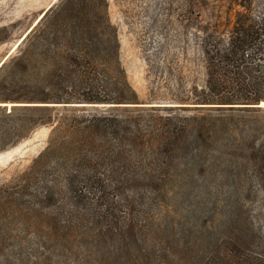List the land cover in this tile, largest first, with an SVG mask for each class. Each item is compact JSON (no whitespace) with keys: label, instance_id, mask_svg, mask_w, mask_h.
Returning <instances> with one entry per match:
<instances>
[{"label":"trees","instance_id":"16d2710c","mask_svg":"<svg viewBox=\"0 0 264 264\" xmlns=\"http://www.w3.org/2000/svg\"><path fill=\"white\" fill-rule=\"evenodd\" d=\"M241 17L253 22L227 44H203L206 88L194 87L183 104L205 107H164L215 114L180 119L155 114L159 107L127 109L140 103L121 65L109 0H59L48 10L0 69V154L51 128L29 169L0 188V253L11 256L0 264H24L29 248L64 237L108 247L103 264H264V232L254 221L256 239L237 235L212 251L126 246L138 236L128 222L138 183L168 185L186 169L229 164L237 169L234 183L264 188V109L256 107L264 101V18ZM87 203L94 222L75 237Z\"/></svg>","mask_w":264,"mask_h":264},{"label":"rangeland","instance_id":"374dc122","mask_svg":"<svg viewBox=\"0 0 264 264\" xmlns=\"http://www.w3.org/2000/svg\"><path fill=\"white\" fill-rule=\"evenodd\" d=\"M58 2L0 0V62L40 15ZM244 14L256 20L264 18V0H109V18L117 30L121 65L140 103L127 105L131 107L127 108L129 112L159 107L162 111L155 114L180 119L210 118L215 114L210 109L172 108L205 107L183 104L190 99L194 87L199 91L206 88L203 44L208 40L227 44L238 28L253 22L242 19ZM25 40L13 49L15 52L5 64L19 55ZM260 104L256 107L264 109ZM50 132V127L38 128L16 147L0 154V188L16 182L29 169L46 148ZM203 169H186L182 179L168 185L138 183L133 187L137 197L128 208L134 219L128 222L138 225V236L126 242L128 248L158 254L167 250L212 251L237 235L244 241L256 239L248 221H254L255 227L264 232V220L258 218L264 205V188L234 183L237 169L229 164ZM89 203L75 223V237L90 227ZM238 210L242 220L237 219ZM107 248L64 237L46 243L45 248H29L28 252L29 259L34 258L33 264H103L109 259ZM22 251L23 248L19 250L20 257ZM2 255L4 263L11 259L7 252ZM29 259L21 258L20 263L27 264Z\"/></svg>","mask_w":264,"mask_h":264},{"label":"water","instance_id":"95a60500","mask_svg":"<svg viewBox=\"0 0 264 264\" xmlns=\"http://www.w3.org/2000/svg\"><path fill=\"white\" fill-rule=\"evenodd\" d=\"M50 8V7H49ZM48 8V9H49ZM47 10H45L40 17L36 20V22L34 23V25H32L30 27V29L21 37V39L19 40L17 46H20L23 41L26 39V37L30 34V32L33 30V28L41 21V19L45 16ZM10 58V53L0 62V68L5 64V62ZM260 105H264V103L260 104Z\"/></svg>","mask_w":264,"mask_h":264},{"label":"bare ground","instance_id":"6f19581e","mask_svg":"<svg viewBox=\"0 0 264 264\" xmlns=\"http://www.w3.org/2000/svg\"><path fill=\"white\" fill-rule=\"evenodd\" d=\"M48 8H49V7H48ZM18 42H19V41H17V43H18ZM17 43H16V46H15L16 48H17ZM14 52H15V50H13L12 53L10 52V56H11Z\"/></svg>","mask_w":264,"mask_h":264}]
</instances>
